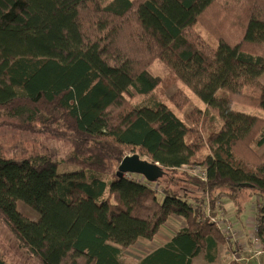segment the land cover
Masks as SVG:
<instances>
[{"label": "trees", "instance_id": "obj_1", "mask_svg": "<svg viewBox=\"0 0 264 264\" xmlns=\"http://www.w3.org/2000/svg\"><path fill=\"white\" fill-rule=\"evenodd\" d=\"M155 60L205 108L182 118L164 103ZM263 73L264 0H0V126L68 146L59 160L0 154V221L38 264H128L121 248L175 216L185 225L135 264L213 262L224 240L205 205L214 214L226 195L238 217L255 197L264 247ZM171 100L189 103L181 89ZM128 154L162 176L120 173ZM60 162L79 169L59 173ZM194 165L205 179L179 171Z\"/></svg>", "mask_w": 264, "mask_h": 264}, {"label": "rangeland", "instance_id": "obj_2", "mask_svg": "<svg viewBox=\"0 0 264 264\" xmlns=\"http://www.w3.org/2000/svg\"><path fill=\"white\" fill-rule=\"evenodd\" d=\"M197 31L209 42L212 44H215L213 41L214 39L209 36V34L205 31L204 28L201 26H196ZM151 74L160 76L162 78L161 83L159 86L155 89V93L158 95V97L166 103L171 109L174 110V112L179 116L184 118L185 114L189 112L193 107H199L201 109L205 108V105L201 102V100L195 96L184 84L183 82L173 76L167 75L165 68L163 65L159 62V60H155L153 64L150 67ZM260 80H262V83L264 84V73L261 75ZM181 89L184 91V93L189 97V103L184 106L181 109H178L173 101L171 100V95L176 92V90ZM247 93H257L258 91L253 88H246L245 89ZM217 95L219 97H223L226 95V92L224 90H219L217 92ZM142 97H138L137 95H134L130 99L132 101H135L137 99H141ZM129 99V97H128ZM233 107L236 110L249 112V113H259V110H255L252 108H249L247 106H243L240 104H234ZM212 113L209 112L208 116L205 118V121L203 122V130H207L208 125H210L209 120ZM68 150V146L61 141H56L55 139L46 136L45 134L37 133V134H28L23 132H18L6 127L0 126V154L10 157H22L29 154H49L51 157L58 158V160L65 155V153ZM129 155V154H128ZM131 155V154H130ZM79 166L75 164L70 163H64L60 162L57 165V171L59 173L62 172H70L74 170H78ZM202 167L194 165L193 167H183L179 169L185 170L188 174L195 176L200 175L202 172ZM135 179L143 180V176L141 174L134 175ZM173 180V179H172ZM181 181V180H179ZM173 184L180 185L177 182L172 181ZM161 186V183L159 184ZM157 183L153 184V187L159 191V186ZM217 206L215 208L222 209L226 215L229 217V219L234 221V227L237 226L238 230H243V238L244 241L249 244L252 248L253 252L249 255H245L246 257H250L254 252H259L258 247H254V243H252L247 237L248 233H246V225L242 222L239 223L238 218L235 216V207L233 206L232 202L226 195H219L217 198ZM259 204V201L255 197L249 198V200L246 201L243 212L245 213V217L243 220L251 221V211H253L254 207H256ZM17 209L19 212H21L23 215L27 216L30 219H36L38 217V213L22 201H17L16 203ZM214 208V209H215ZM207 209V207H206ZM255 210V209H254ZM220 210H216L215 213L219 212ZM249 213V214H248ZM171 219L179 220L175 218V216H171ZM174 217V218H173ZM236 222V224H235ZM169 227L167 226L166 230H159L158 236L166 237L168 236V232L171 231V229H177L178 223L171 220V224ZM246 228V229H245ZM150 241V240H149ZM150 242L145 239H138L134 244H132L129 247L121 248V256L122 259L128 263V264H135L141 257H143L146 252H148V248ZM223 245V244H222ZM225 249V247L223 246ZM264 251H260V255L264 258ZM259 255V257H261ZM0 256L3 257V259L8 264H38V261L23 247L19 246L18 242L16 241L14 235L10 232V230L0 221ZM257 257L258 254H255ZM226 259H228L226 257ZM255 259V258H250ZM245 260L243 259L242 262ZM256 263V262H255Z\"/></svg>", "mask_w": 264, "mask_h": 264}, {"label": "built area", "instance_id": "obj_3", "mask_svg": "<svg viewBox=\"0 0 264 264\" xmlns=\"http://www.w3.org/2000/svg\"><path fill=\"white\" fill-rule=\"evenodd\" d=\"M199 179L203 180L206 178L205 170L202 169L200 175H195ZM207 207V209H206ZM257 207V206H256ZM256 207H254L253 211H251V221H247L248 226L246 225V233H248V239L254 243V247L259 248V252H254L252 255L260 254V251H264V247L262 246L258 235H257V222L255 218L256 214ZM220 210L219 212L215 213L216 210ZM206 214L211 222L215 223L216 227L219 229L221 235L223 236V246L225 247L226 252L230 256V261L238 262L239 264L242 263V260H246L245 255H249L253 252L252 248L250 247V243L247 244L243 238V230H238L237 226L234 227V221L230 220L226 213L218 208L214 209V214H210L209 206L205 205ZM236 224V222H235ZM245 254V255H244Z\"/></svg>", "mask_w": 264, "mask_h": 264}, {"label": "crops", "instance_id": "obj_4", "mask_svg": "<svg viewBox=\"0 0 264 264\" xmlns=\"http://www.w3.org/2000/svg\"><path fill=\"white\" fill-rule=\"evenodd\" d=\"M250 94L257 95L258 92L257 93H250ZM244 214H245L244 212H241V214L238 216V217H240V218H238L239 223L242 222V223L246 224L247 220H243L244 217H245ZM249 215L251 216V214H249ZM255 216H256V214H255ZM171 218L172 217H170L169 220L165 224L162 225V227H161L160 230H163L164 228H165L164 230H166L167 229V226L168 227L170 226L168 224H169V222L171 224V220H173L174 222H177L178 223L177 229H171V231L168 232L169 233L168 236L165 235L166 237H163L164 235L163 236H158V233H157L152 240L148 241V242H150L149 243L150 247L148 248V252H146V254L149 253V252H151L153 249H155V248L163 245L165 242H167L171 238V236L175 233V231L178 230V228L183 227L185 225V222H184L183 219H181L179 217H175V218L179 219V220H176L175 221L174 219H171ZM260 254H258L257 257L254 256V255H250V257H246V260L244 262H242L241 264H263L264 258L262 257L263 255L261 256ZM259 255L261 257H259ZM226 257L228 259H226ZM250 258H255V259L249 260ZM229 262H230V256L226 252V250L223 248V245L220 244V246L218 248V256L215 258V260L213 262H207L203 258V256L201 254H199L198 256H196L195 258H193L191 264H228Z\"/></svg>", "mask_w": 264, "mask_h": 264}, {"label": "water", "instance_id": "obj_5", "mask_svg": "<svg viewBox=\"0 0 264 264\" xmlns=\"http://www.w3.org/2000/svg\"><path fill=\"white\" fill-rule=\"evenodd\" d=\"M120 173L141 174L149 181H156L162 176L163 170L157 163L149 162L138 155H126L118 165Z\"/></svg>", "mask_w": 264, "mask_h": 264}]
</instances>
